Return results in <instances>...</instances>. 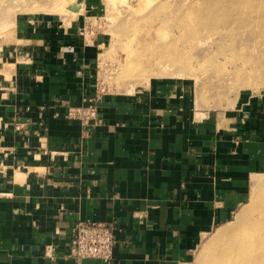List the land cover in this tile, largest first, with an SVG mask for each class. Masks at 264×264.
Listing matches in <instances>:
<instances>
[{"label":"crops","instance_id":"0c3cea01","mask_svg":"<svg viewBox=\"0 0 264 264\" xmlns=\"http://www.w3.org/2000/svg\"><path fill=\"white\" fill-rule=\"evenodd\" d=\"M83 28L45 24L0 71V264H106L71 255L83 219L114 224L110 264H187L248 199L262 150L252 114L221 126L196 118L185 91H102L101 39ZM96 97L92 123L67 116Z\"/></svg>","mask_w":264,"mask_h":264},{"label":"rangeland","instance_id":"374dc122","mask_svg":"<svg viewBox=\"0 0 264 264\" xmlns=\"http://www.w3.org/2000/svg\"><path fill=\"white\" fill-rule=\"evenodd\" d=\"M224 1L153 0L149 6L143 0H0V55L2 51V58L6 59L0 57V62L15 63V47H20L25 38L45 24L66 28L77 19L85 28L87 40L92 43L95 36L101 39L97 76L102 91L129 95L158 84L170 87L171 92L185 91L196 118H212L221 126L232 122L228 118H242L240 114L249 110L262 150L253 166L248 199L241 208L252 202L254 192L264 183V19H257L258 12H264V1L250 0L256 4L251 26L245 22L228 26L230 15L217 11V5ZM77 2L81 8L75 11L72 6ZM203 8L210 9L209 22L195 28L194 25L201 23L202 16L198 13ZM130 21L135 24L131 25ZM7 22L11 24L5 27ZM209 35V42L203 44L201 39ZM144 39L148 53L146 50L142 53L149 59L139 57L133 61L134 67L137 64L143 71L130 75L124 64ZM159 62H171L173 69L152 71ZM184 85L186 89L182 90ZM236 222L235 215L205 234L195 245L187 264H204L212 248L211 240L220 227L233 226Z\"/></svg>","mask_w":264,"mask_h":264},{"label":"bare ground","instance_id":"6f19581e","mask_svg":"<svg viewBox=\"0 0 264 264\" xmlns=\"http://www.w3.org/2000/svg\"><path fill=\"white\" fill-rule=\"evenodd\" d=\"M143 1H145L144 3H146V5H149V3L153 4V2H152L153 0H143ZM108 4H109V1H108ZM115 4H116V2H115ZM254 5H256L255 1H250V0H247V1L246 0H225L221 4L217 5L218 6L217 11H219L221 13H227L230 15L227 17L228 18V21H227L228 26L233 25L235 22L236 23L245 22L246 24L251 26L250 20L253 18V10L255 9ZM149 6H147V7H149ZM72 7L74 8V10L75 9L78 10V8H81V3L77 2ZM204 9L205 8H203L202 10H204ZM234 9H238V10L235 12H232V10H234ZM202 10L198 13V15L200 17L202 16L201 23L199 22L198 24L194 25L195 28H200V24L202 25V24H205V22L206 23L209 22V19H207V17L208 18L210 17V15H209L210 9L204 10V11H202ZM142 11H143V9H142ZM170 18H172V17H170ZM259 18L264 19V12H258V18L257 19H259ZM167 21L169 22L170 20H167ZM127 23H128V25L130 23H131V25L135 24L132 21H130V23L129 22H127ZM10 24H11L10 22H7L5 27H7ZM154 24H156V23H154ZM164 25L165 24H163L162 26H164ZM159 27H161V24ZM5 29H3V30H5ZM147 30H146V32H149ZM143 32H145V31H142V33ZM175 33H179V32H175ZM149 35H150V33H149ZM159 36L160 35H158V37ZM161 36H162V34H161ZM206 37L204 39L202 38L203 40L201 39L203 44L208 43L210 40V35H209V38H206ZM150 39H152V38L150 37ZM164 40H162L161 42L163 43ZM140 41H142V40H140ZM144 41H145V39L143 40V44L141 43V47H143V49H141V47L139 48L140 44L138 46L136 45L134 47L135 50L132 51L128 55L127 62H126V64H124V66H126L125 68L127 70H129V72H131L130 75H132V73H137L138 71H140V72L143 71L140 68L138 69L137 64H135L136 67H134L133 61H135V60L137 61L140 58H144L143 60H145V58H146L147 61L149 59V57H147V54L144 55L142 53L143 52L142 50H146V52L148 53L147 49H145L148 47V45L146 43H144ZM159 41L160 40H158V42ZM146 42H147V40H146ZM151 42H153V41H151ZM148 44H149V42H148ZM150 45H149V47L151 48ZM167 45H170V44H167ZM156 48H157V46H156ZM144 53H145V51H144ZM142 55H143V57H141ZM13 64H16V63L0 62V71L6 70L8 68V66H12ZM172 64H171V62L170 63L169 62H159L155 66V67H159V69H155V67H154V69H152V71H154V72H161V70L164 72L171 71L170 69H173ZM180 74H182V73H180ZM257 176H259V175H257ZM261 176H263V175H261ZM263 179H264V177L262 178V181H264ZM258 182H260V181H258ZM254 193L255 194L252 198L253 199L252 202L248 205H247V203L245 205H243L240 208V210L236 213L237 222L235 224H233V226L227 225L226 227H222V228L220 227V229L216 233V236L214 237L215 240H214V238H212V240H211L212 248L210 249L209 255L206 256V258L204 259V262H203L204 264H264V183L262 184V186H260V188L258 187V189Z\"/></svg>","mask_w":264,"mask_h":264},{"label":"built area","instance_id":"2783aa9c","mask_svg":"<svg viewBox=\"0 0 264 264\" xmlns=\"http://www.w3.org/2000/svg\"><path fill=\"white\" fill-rule=\"evenodd\" d=\"M85 30V28L83 29ZM84 36L85 33H83ZM99 115L97 97L91 98L88 103L71 105L67 116L78 119L83 124H90ZM114 224L95 219L79 220L72 227L70 239V253L78 260L92 258L110 264L114 258ZM49 255V246H46Z\"/></svg>","mask_w":264,"mask_h":264}]
</instances>
